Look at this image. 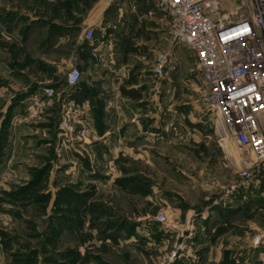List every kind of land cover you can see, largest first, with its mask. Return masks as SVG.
Returning <instances> with one entry per match:
<instances>
[{
	"label": "rangeland",
	"instance_id": "rangeland-1",
	"mask_svg": "<svg viewBox=\"0 0 264 264\" xmlns=\"http://www.w3.org/2000/svg\"><path fill=\"white\" fill-rule=\"evenodd\" d=\"M111 1L0 0V264H264V185L193 54L166 27L108 35Z\"/></svg>",
	"mask_w": 264,
	"mask_h": 264
},
{
	"label": "built area",
	"instance_id": "built-area-1",
	"mask_svg": "<svg viewBox=\"0 0 264 264\" xmlns=\"http://www.w3.org/2000/svg\"><path fill=\"white\" fill-rule=\"evenodd\" d=\"M150 1L168 18L172 42L193 54L204 99L240 151L242 180L264 185V0H245L242 11L224 15L215 0ZM92 37L86 29L84 39ZM168 63L169 52L159 54L153 72L162 75ZM79 79L74 69L67 84Z\"/></svg>",
	"mask_w": 264,
	"mask_h": 264
},
{
	"label": "crops",
	"instance_id": "crops-1",
	"mask_svg": "<svg viewBox=\"0 0 264 264\" xmlns=\"http://www.w3.org/2000/svg\"><path fill=\"white\" fill-rule=\"evenodd\" d=\"M111 2L112 3L108 2L106 7L109 4L115 6L113 15L117 20L114 21L113 27L117 28V26H119V29L113 31L109 30L108 35H111V33L114 35L125 34L132 26H142L145 32L163 30L164 27L169 29L168 18L160 11H157L155 16H147L150 9L156 8L154 3L150 0H112ZM151 17H153V19ZM116 22L118 24H115ZM108 23L105 25L106 27H110ZM160 38L167 40L162 33ZM106 46L107 44H102L103 49L106 48Z\"/></svg>",
	"mask_w": 264,
	"mask_h": 264
}]
</instances>
